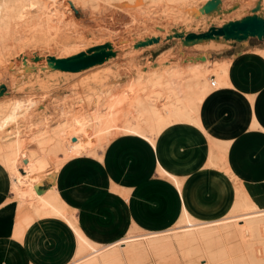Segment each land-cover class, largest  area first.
<instances>
[{
	"label": "rangeland",
	"instance_id": "1",
	"mask_svg": "<svg viewBox=\"0 0 264 264\" xmlns=\"http://www.w3.org/2000/svg\"><path fill=\"white\" fill-rule=\"evenodd\" d=\"M101 1L94 6L74 8L73 12L67 8L68 6L61 4L55 15V20L57 19L55 24L64 25V32L59 40L50 39L35 25L41 15L39 9L18 1L16 5L14 4L16 16L11 19L10 25L12 26L10 30H13L10 31L11 35L7 37L4 48L0 47V92L2 86H5L0 93V119L10 115L9 107L13 105L15 101L13 99H32L33 106L26 108L24 113L19 115V125L15 126L18 130L6 129L0 132V149L19 131L18 133L24 136L19 140L22 145L18 155L19 166L28 162V157L39 153L38 142L33 138L37 136L39 139V135L43 134L42 138L48 139L65 124L71 125L75 135L76 131L83 127L80 121H89L93 112L99 113L102 117L111 116L119 125H125L129 120L135 122L141 118L143 114L141 101L151 100L154 103V110L170 108L169 104L174 103V108L198 111L190 116H197L199 119V110L204 99L216 86L218 88L224 86L223 77L229 72V62L210 60L221 57L224 52L219 49L232 42L221 38L184 46L181 38L167 39L166 36L173 34L175 29L180 32H201L212 25L222 26L228 21L250 14L259 3L260 12L264 14V0H222L221 13L209 14L201 11L202 5L208 0ZM152 37H160V41L139 45ZM248 43L260 46L264 44V39L249 38L242 45ZM99 45L107 48L112 46L116 55L78 72L56 69L49 61L50 56L65 58L80 52L89 54ZM257 51L264 55V49L259 48ZM36 57L39 59L36 60ZM249 69L263 70L260 61L252 62ZM214 76L217 85L211 87L209 93H203L205 91L201 93L208 85L207 82L212 83ZM193 81L199 82L195 83L199 87L196 88L198 85L193 84ZM191 82L193 83L190 85ZM11 99L13 101L8 102ZM176 100L180 101L176 103ZM171 122L189 121L172 119ZM194 124H199V120ZM172 134L169 132L166 136L170 137ZM125 135L128 134L119 133L109 143L104 144L105 150L101 156L93 159V156L88 158L85 155V158L72 160L61 171L71 201L82 207L69 211L77 215L86 232L108 241L125 236L133 226L144 230L166 228L171 230L176 228L179 222L178 199L172 184L159 178L155 170H150L154 160L145 159L138 153L137 156H132L129 162L124 154L129 147V142L125 138L116 139V143L112 145L109 150V162L106 160L102 176V170L95 159L101 160L113 139ZM51 144L54 145L55 141ZM146 148L145 143H136L137 151L144 152ZM145 153L147 154V151ZM118 154L121 155L120 161L116 159ZM1 155L0 153V162ZM61 168L56 170L46 166L43 171L37 172V176L46 177L60 171ZM136 173V178H132ZM144 174L147 179L139 177ZM54 178L55 176H52L44 184L39 185V191H44L45 186ZM108 181L131 187L129 201L116 197L105 199L106 195L101 194L100 189ZM189 187L188 204L193 210L205 208L207 212L223 216L225 205L228 203L223 177L194 175ZM235 188L236 196L250 194L244 183L239 182ZM13 201L12 190L3 186L0 178V264L24 262L26 249L19 246V243L21 244L19 237L8 234L5 219L11 218L14 208L17 215L24 212L25 208L30 210L34 201L27 202L25 206L17 205L18 202ZM6 202H10L11 205L3 208ZM4 209L6 212L2 215ZM244 213L245 211H238L236 215ZM16 217L8 219L11 221L9 222L12 226L11 232L12 228L16 227L13 225ZM65 233V228L63 229L58 221L41 222L35 230V244L44 251L51 250L54 244L61 247L62 243L56 240L59 237L63 238ZM263 246L264 235L256 237L245 234L235 242L230 237L222 238L219 242L209 245L210 250L206 255H211V258L208 259L206 255L197 257L198 251L186 252L183 254L181 264H226L234 256L239 255L263 258L264 262V257L258 256L261 253L257 251ZM118 248L120 247L113 251ZM191 248H195V245ZM143 257L129 262L180 264L170 256L163 258L153 254ZM74 261L75 258L71 264Z\"/></svg>",
	"mask_w": 264,
	"mask_h": 264
},
{
	"label": "bare ground",
	"instance_id": "2",
	"mask_svg": "<svg viewBox=\"0 0 264 264\" xmlns=\"http://www.w3.org/2000/svg\"><path fill=\"white\" fill-rule=\"evenodd\" d=\"M17 1L39 9L41 15L36 20L35 25L49 36L50 39L54 40H59L64 32V25L55 24L57 20H55V15L57 14L56 9L61 8V4L62 6H68L67 8L73 12L74 8L79 9L82 6H94L102 2L101 0H1L0 47L2 48H4L7 42V37L11 35L10 31L13 30H10V27H12L10 25L11 19L16 16L14 4ZM109 1L110 0H105V2ZM129 1L134 2L136 0ZM139 1L141 2V0ZM144 1L146 2V0ZM159 1L161 0H158V2ZM62 11L66 10L62 9ZM198 81L200 82V80ZM193 82H191L190 85ZM196 82L197 81L193 84ZM172 84L174 86V83L171 82V85ZM207 84L205 90H202L201 93L205 91L203 93L207 94L211 91V87H214L212 83L209 84V82H207ZM195 87L197 88L199 85ZM13 100H15L13 105L9 107L11 111L10 115L2 120L0 119V132H4L6 129H11L12 131L16 130L17 128L15 126L19 125V115L23 114L26 108H31L33 106L32 99L23 100L16 98ZM13 100L11 99V101L8 102H12ZM179 101L180 100H176V103ZM141 105L143 107L141 118H138V121L136 120L135 122L129 120L125 125H119L111 116L102 117L99 113L93 112L89 121H80L83 127L79 129V131L77 130L75 135L73 134L74 131L71 125L65 124L48 139L42 138L44 137L43 134L39 135V139H37L36 136L33 139L35 142H38L39 153L28 157L29 161L20 164L21 166H19L20 159L18 155L22 147L19 142L22 136L21 133L17 131L14 137L10 139V142L5 143V147L0 149V153L2 154L1 163L9 173L7 174L8 188H10L14 194L13 202L26 204L27 202L34 201L30 210L32 211L34 219L53 217L68 224L76 237L78 245L75 261L72 264H125L132 259L137 260L140 259V257L146 255L148 257V255L153 254H157L163 258H168L170 256L181 264L184 258L183 254L186 252L195 253L198 251V253L196 252L197 257H204L207 251L210 250L209 245L214 242H219L222 238L230 237L231 240L235 242L240 236L245 234L254 235L256 237L264 235V206L258 202L257 197L252 195L251 192L247 195H235L237 200H235L233 211H231L228 216L217 220L200 222L191 214L184 202L181 193L182 182L160 166L157 170L159 174L170 180L180 192L179 199L181 206L177 227L156 233H145L137 229V227L131 228L129 237L114 244H97L93 242L90 237H87L80 228L76 215L72 213L68 214L64 200L61 198L60 191L56 186L47 191H39V185L47 176L38 177L37 172L41 171L46 166H49L51 169L59 170L66 161L77 156H101L103 150H105L103 147L106 143H109L110 140L119 133L139 136L155 147L157 136L171 123L172 119L193 123L199 120L197 116H190V114H196L198 111L183 110L181 107L174 108V103L169 104L170 106L168 105L170 108L166 107L167 109L163 110H154V103L151 100L148 102L141 101ZM54 141L55 144L52 145L51 143ZM238 211H245V213L238 216L236 215ZM137 233L142 234L138 235ZM134 234L137 236H133ZM194 245L195 248H191ZM116 247L120 248L113 251ZM257 251L261 253V255L258 256L264 257V246L258 248ZM206 257L209 259L211 255H206ZM262 259L254 257L247 258L245 255H239L234 256L226 264H264ZM128 264L134 263L129 262Z\"/></svg>",
	"mask_w": 264,
	"mask_h": 264
},
{
	"label": "crops",
	"instance_id": "3",
	"mask_svg": "<svg viewBox=\"0 0 264 264\" xmlns=\"http://www.w3.org/2000/svg\"><path fill=\"white\" fill-rule=\"evenodd\" d=\"M229 42L232 43L223 45L219 49L224 52L221 57L210 60L212 62H229V72L223 77L224 86L219 88L216 86L204 99L199 110V124L171 122V125L169 124L170 126L168 125L164 128L157 136L155 147L139 136L125 135L116 137L107 148L105 156L103 155L101 160L95 159L102 170V176L106 160L109 162V150L112 145L116 143V139L125 138L129 142V147L124 151V154L128 157V161L130 160L129 162H131L132 156H137L138 153L145 159L154 160V165H150V170H155L159 178L167 180L172 184L173 190L177 194L179 213L181 206L179 199L180 192L170 180L159 174L157 171L159 166L176 176L182 182L181 193L184 202L191 214L200 222L221 219L233 211L236 194L235 187L239 182L246 184L251 194L257 197L258 202L264 206V55L257 51L259 48L263 50L264 44L257 46L252 43L242 45L244 41ZM255 61L261 62L263 70L250 71V65ZM169 132L173 133L170 137L166 136ZM137 142L145 143L147 154L145 153L146 151H137ZM85 157L80 156L68 160L60 171L47 176L41 183L44 184L52 176H55L51 180V183L44 188V191L56 186L60 191L61 198L64 200L68 214H74L69 211L70 209L76 210L82 207L71 201L68 187L64 186L61 171L72 160ZM120 158L121 155L118 154L116 159L120 161ZM0 165L2 185L8 188L7 174L9 173L1 162ZM201 174L224 178L226 186L225 195H227L226 200L228 203L225 205L223 216L207 212L205 208L193 210L189 206L188 188H190V180L194 175ZM134 175L132 178H136L137 173ZM139 177L147 179L146 174ZM100 191L101 194L106 195L105 199L116 197L117 199L122 198L125 201H129L132 188L119 185L115 182L109 183L108 181L106 185L101 187ZM232 192L234 197H232ZM229 195L231 196L228 199ZM108 203H110V200H108ZM10 205V202H6L2 207L5 208ZM17 205L25 206V204ZM30 210L25 208L24 212L17 215V211L14 208L11 218L7 217L5 219L7 220L5 221V227H7L8 234L19 237L21 244L17 243L26 249L23 264H71L78 248L72 229L66 222L53 217L34 219ZM5 212L4 209L2 215ZM15 217L16 220H14L13 225L16 227L14 228L15 230L12 228L13 232H11L10 227L12 226L11 223L9 224L11 221H8V219L12 220ZM51 220L58 221L63 229L65 228L66 230L63 238L59 237L56 240L60 241L62 245L61 247H57L54 244V247L49 251H46V249L45 251L43 249L40 250V247L35 244V230L41 222H51ZM78 224L87 237H90L93 242L101 245L118 243L129 237L131 230L130 228L125 236L117 240L108 241L86 232L81 226L79 219ZM135 227L145 233L164 232V230L168 229L144 230L138 226ZM135 227L133 226L132 228Z\"/></svg>",
	"mask_w": 264,
	"mask_h": 264
},
{
	"label": "water",
	"instance_id": "4",
	"mask_svg": "<svg viewBox=\"0 0 264 264\" xmlns=\"http://www.w3.org/2000/svg\"><path fill=\"white\" fill-rule=\"evenodd\" d=\"M222 0H208L201 7V11L209 14L212 12L221 13ZM260 3L254 8L250 14L236 20H231L224 23L222 26L212 25L207 30L201 32H184L174 30L173 34L166 36L167 39L173 37L181 38L184 46L195 45L204 41L212 39L225 41L241 42L248 40L249 38L264 39V14L260 12ZM160 41V37H152L139 43V45H148L157 43ZM116 52L112 46L105 47L103 45L95 46L94 49L88 54L80 52L74 56L57 58L50 56L49 61L53 63V67L63 71L78 72L88 67H92L99 63H102L107 58L115 56ZM36 60L39 57L35 58ZM5 86H2V90ZM2 90L0 93H2Z\"/></svg>",
	"mask_w": 264,
	"mask_h": 264
},
{
	"label": "built area",
	"instance_id": "5",
	"mask_svg": "<svg viewBox=\"0 0 264 264\" xmlns=\"http://www.w3.org/2000/svg\"><path fill=\"white\" fill-rule=\"evenodd\" d=\"M212 85H213V86H215V85H216V80H215V78H214V79H212Z\"/></svg>",
	"mask_w": 264,
	"mask_h": 264
}]
</instances>
